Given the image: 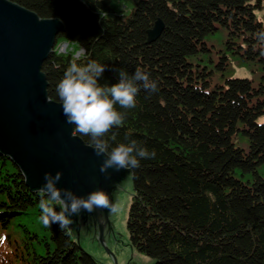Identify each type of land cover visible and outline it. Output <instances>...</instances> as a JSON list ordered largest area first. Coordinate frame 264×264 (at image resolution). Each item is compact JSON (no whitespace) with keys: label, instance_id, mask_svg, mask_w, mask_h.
I'll use <instances>...</instances> for the list:
<instances>
[{"label":"trees","instance_id":"16d2710c","mask_svg":"<svg viewBox=\"0 0 264 264\" xmlns=\"http://www.w3.org/2000/svg\"><path fill=\"white\" fill-rule=\"evenodd\" d=\"M9 1L62 23L41 65L50 100L72 62L104 64L101 85L138 68L157 83L117 106L126 117L110 141L155 152L133 170L132 249L149 264H264V0ZM38 203L0 154V264H95L69 228L42 225Z\"/></svg>","mask_w":264,"mask_h":264},{"label":"water","instance_id":"95a60500","mask_svg":"<svg viewBox=\"0 0 264 264\" xmlns=\"http://www.w3.org/2000/svg\"><path fill=\"white\" fill-rule=\"evenodd\" d=\"M63 29L56 18H39L9 0H0V154L20 171L29 192L36 193L43 175L62 173L57 187L77 196L102 189L118 211L96 210L73 216L70 238L95 264H147L127 240L124 218L129 172L100 173L103 157L65 122L61 106L47 97L41 71Z\"/></svg>","mask_w":264,"mask_h":264},{"label":"clouds","instance_id":"9594fccd","mask_svg":"<svg viewBox=\"0 0 264 264\" xmlns=\"http://www.w3.org/2000/svg\"><path fill=\"white\" fill-rule=\"evenodd\" d=\"M258 39L264 42V31L258 33ZM104 64L88 61L86 64L72 62L66 68L62 78L56 85L55 92L58 104L61 106L65 122L72 125V135L88 137V146L97 157H103L99 171L106 176L108 170L119 172L127 170L126 179H135L134 171L140 167L141 159L155 157V152H149L136 140L110 144L117 139L113 129L124 125L126 112L119 109L136 107V97L141 89L156 92L157 83L150 79L149 73L136 69L129 75L123 69H117L118 83L111 86L98 83L103 72ZM110 134V135H109ZM62 173L45 172L44 183L37 189L39 195V221L44 227L51 228L57 224L60 229L69 228L73 220L82 211L89 214L96 210H107L109 214L118 211L117 206L110 199L109 194L102 189L89 192L86 196H77L70 189L57 187ZM59 209L57 211L56 209ZM6 238L0 235V246Z\"/></svg>","mask_w":264,"mask_h":264},{"label":"rangeland","instance_id":"374dc122","mask_svg":"<svg viewBox=\"0 0 264 264\" xmlns=\"http://www.w3.org/2000/svg\"><path fill=\"white\" fill-rule=\"evenodd\" d=\"M219 38H220L219 34L214 32L213 34L209 35L206 38V42H212L213 44L217 45V41L219 40ZM64 46L66 47V43H58L57 46L55 47V49H61ZM130 193H131V181H130V188L128 191V196H127V201H126V210H125V218H124V225H123L125 231H126L125 220H126V213H127V209H128L129 201H130ZM69 230H70V228H69ZM127 240H128V236H127ZM128 242H129V240H128ZM134 251H136V250H134ZM136 252L148 258L147 264H149L152 261V259L150 257H148L147 255H145L144 253H141L138 251H136Z\"/></svg>","mask_w":264,"mask_h":264},{"label":"built area","instance_id":"2783aa9c","mask_svg":"<svg viewBox=\"0 0 264 264\" xmlns=\"http://www.w3.org/2000/svg\"><path fill=\"white\" fill-rule=\"evenodd\" d=\"M64 50V47H62L61 49H59V51H63Z\"/></svg>","mask_w":264,"mask_h":264}]
</instances>
